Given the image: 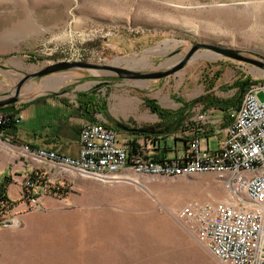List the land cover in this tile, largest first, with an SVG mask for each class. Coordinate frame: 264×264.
<instances>
[{
    "label": "rangeland",
    "instance_id": "rangeland-1",
    "mask_svg": "<svg viewBox=\"0 0 264 264\" xmlns=\"http://www.w3.org/2000/svg\"><path fill=\"white\" fill-rule=\"evenodd\" d=\"M194 43L240 50L259 65L201 49L181 69L161 79L127 80L106 70L73 69L30 78L20 89V97H29L44 87L61 92L98 82L90 85L97 91V112L110 122L120 142L133 147L135 140L129 138L136 134L150 156L159 142L174 151L180 147L175 134L184 126L163 136L126 132L116 125L152 131L148 127L154 124L130 125L131 116L143 108L156 116L146 101L168 110L188 105L187 123L201 112L194 111L203 107L193 102L199 97L241 101L249 86L263 85L264 0H0V81L4 82L0 96L13 93L26 75L53 63L82 62L148 73L183 59ZM60 78L61 85H56ZM69 79L76 82L66 86ZM257 98L263 101L264 94ZM120 99L130 102L119 108ZM172 100L184 103L179 106ZM213 108V115L226 125L229 113ZM208 138L213 149L220 136ZM55 172L54 181L41 174L27 177L15 195L0 187V197L3 193L15 204L27 196L24 185L29 178L34 190L41 192L30 210L0 223V264H222L175 212L188 200L234 206H244L245 200L242 192L230 191L229 201L210 199L211 190L220 191L223 199L228 190L212 173L166 177L128 171L115 181H99ZM126 176L134 182H122ZM172 193L177 196L171 201ZM12 220L19 225H3Z\"/></svg>",
    "mask_w": 264,
    "mask_h": 264
},
{
    "label": "built area",
    "instance_id": "built-area-1",
    "mask_svg": "<svg viewBox=\"0 0 264 264\" xmlns=\"http://www.w3.org/2000/svg\"><path fill=\"white\" fill-rule=\"evenodd\" d=\"M259 93L264 94V84L249 86L239 105L229 113L226 125L222 118L213 115V107L202 109L196 117L183 122L184 128L175 138L184 141V147L180 154L176 150L171 157H153L138 143H133V147L122 143L115 131L97 122L81 126L76 157L28 146L22 149L29 156L41 153L53 160L56 170L57 163H71L99 168L102 174L129 171L134 175L180 177L215 172V166H224V173H216V177L233 194H244V206L193 201L178 208L175 216L189 225L222 264H264V172H253V165H264V100L257 98ZM19 119L20 115L0 113V128ZM207 132L212 137L220 136L213 149L209 148ZM33 181L27 179V196L16 204L1 193V224L37 204L41 192L34 190Z\"/></svg>",
    "mask_w": 264,
    "mask_h": 264
},
{
    "label": "crops",
    "instance_id": "crops-1",
    "mask_svg": "<svg viewBox=\"0 0 264 264\" xmlns=\"http://www.w3.org/2000/svg\"><path fill=\"white\" fill-rule=\"evenodd\" d=\"M71 79H76V75ZM71 79L65 82L66 86H72L76 82L75 80L70 81ZM96 83L98 82L90 81L84 84L86 88L80 89L79 85L72 90L61 92L51 91L44 87L29 97H20V100L13 105V112L4 113L11 117L20 115V119L17 123H11L0 130V187L4 186L7 193L15 195L22 182L34 174H41L50 181L57 180L55 169L47 163H38L32 160L23 151L22 146L76 157L79 150V129L83 123L101 122L113 129L110 122L97 112V91H91L92 86H90ZM215 88L216 86L212 90ZM207 92L209 90L203 94H207ZM2 95L0 99L7 97ZM127 102L130 100L128 99ZM172 102L179 106L184 103L176 100H172ZM236 107H230L223 113H230ZM177 108L179 107H173L170 110ZM202 108L205 109V107H201L191 111H200ZM152 116L156 119H153ZM131 118L130 125L135 126H148L159 122L158 118L151 115L147 108H143L140 113L132 115ZM131 138H134L136 143L142 146L143 138L140 135H131L129 139ZM178 142H180V147L175 148L174 151H170L159 142L158 150H156V146L153 147V157L173 156L176 150L181 151L184 147V141L178 140Z\"/></svg>",
    "mask_w": 264,
    "mask_h": 264
},
{
    "label": "water",
    "instance_id": "water-1",
    "mask_svg": "<svg viewBox=\"0 0 264 264\" xmlns=\"http://www.w3.org/2000/svg\"><path fill=\"white\" fill-rule=\"evenodd\" d=\"M205 49L211 52H214L223 57H227L239 62H245L251 65H259V62L248 58L243 55V52L237 49L223 48L208 44L194 43L187 51L185 57L172 65L165 66V69L157 70L148 73H141L139 71H132L127 68H120L116 66H107V65H96L91 63H82V62H57L50 65H47L35 73L26 75L21 79L15 87L13 93H10L6 98L0 99V113H11L14 110L13 105L20 100V89L25 81L30 78H44L51 74L59 72H69L73 69H83V70H106L116 74L119 79H161L167 76H170L174 72L181 69L186 62L191 59L198 50ZM117 128L122 129L126 132L133 133H143V134H153V131H149L145 128L131 127L127 128L123 125L117 124ZM4 226H18L19 221L12 220L8 223L3 224Z\"/></svg>",
    "mask_w": 264,
    "mask_h": 264
},
{
    "label": "bare ground",
    "instance_id": "bare-ground-1",
    "mask_svg": "<svg viewBox=\"0 0 264 264\" xmlns=\"http://www.w3.org/2000/svg\"><path fill=\"white\" fill-rule=\"evenodd\" d=\"M162 48V47H161ZM158 52V51H157ZM148 52H146L145 54H147ZM138 58V57H137ZM147 58V57H146ZM141 59V57H140ZM131 60V59H130ZM129 60V62H130ZM133 60V59H132ZM143 62H146L144 57L141 59ZM119 61V60H118ZM140 61V60H139ZM175 61V60H174ZM136 62V61H135ZM168 63V62H167ZM173 63V62H172ZM117 64V63H116ZM137 66H140V62H136ZM142 65V64H141ZM129 67V66H128ZM131 67V66H130ZM134 68V67H133ZM61 81H63V79L60 78V80L58 81H54V83H56V85H60ZM63 84V83H62ZM127 100L125 99H120L119 103L117 104V107H121L123 104L127 103ZM127 106V105H126ZM128 126V125H127ZM161 137V136H160ZM25 152V150H23ZM22 151V152H23ZM30 157L38 162V163H47L50 167H53V160H50L48 158H45L43 156V154L41 153H30ZM57 169L60 171H65V172H69V173H74L77 176L80 177H84V178H93L99 181H115L117 179V177L120 174H116V173H107V174H102L99 173V168H95V167H82V166H75L71 163H57ZM253 172H264V165H253ZM208 173H212L214 175H216V173H224V166H215V172H205V174ZM138 175H145V174H138ZM148 176H160L159 174H148ZM122 182L125 183H133L134 180H132L129 176L123 177L122 178ZM226 196L224 197L225 199L222 198L221 192L218 191L217 189H213L210 191V193L208 194V196L210 197V199L212 200H228L230 198V193L229 190L226 191ZM170 196L171 197V201L174 200V198L177 195H174V193H172ZM207 196V197H208ZM238 199H240L239 197H237ZM191 202V201H187ZM225 203V202H224ZM231 205V204H230ZM234 206V205H232Z\"/></svg>",
    "mask_w": 264,
    "mask_h": 264
},
{
    "label": "trees",
    "instance_id": "trees-1",
    "mask_svg": "<svg viewBox=\"0 0 264 264\" xmlns=\"http://www.w3.org/2000/svg\"><path fill=\"white\" fill-rule=\"evenodd\" d=\"M193 102L194 104L201 103L203 107L206 108L215 107L221 111H225L230 107H236L240 103V99L235 100L232 97L231 99L220 101L215 98H208L207 95H205L199 97L197 100ZM146 105L150 108L151 112L156 114L159 120V122L155 123L152 127H148V128L154 132L153 133L154 135H163V136L172 134L181 128L186 116L184 112L188 106V105H182L180 108L176 110H168V109L159 108L151 104L149 101H146ZM7 126L1 127L0 130H2Z\"/></svg>",
    "mask_w": 264,
    "mask_h": 264
},
{
    "label": "flooded vegetation",
    "instance_id": "flooded-vegetation-1",
    "mask_svg": "<svg viewBox=\"0 0 264 264\" xmlns=\"http://www.w3.org/2000/svg\"><path fill=\"white\" fill-rule=\"evenodd\" d=\"M244 88H245V85L243 86V89L242 90H244Z\"/></svg>",
    "mask_w": 264,
    "mask_h": 264
}]
</instances>
